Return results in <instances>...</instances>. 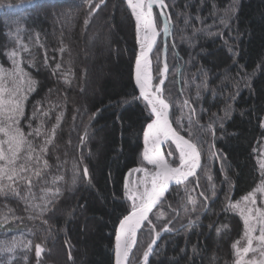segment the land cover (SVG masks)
Wrapping results in <instances>:
<instances>
[{"label":"trees","instance_id":"16d2710c","mask_svg":"<svg viewBox=\"0 0 264 264\" xmlns=\"http://www.w3.org/2000/svg\"><path fill=\"white\" fill-rule=\"evenodd\" d=\"M164 3L163 97L200 162L142 223L127 264H234L244 224L228 200L240 204L264 182V0ZM162 48L160 34L150 59L153 87ZM137 53L125 0H0V101L6 111L22 89L18 126L27 140L15 164L27 169L23 178L0 179L16 189L0 191V264H114L116 228L131 207L126 176L145 163L152 117L133 79ZM14 62L27 73L23 83L10 75ZM165 153L178 164L177 146L167 142Z\"/></svg>","mask_w":264,"mask_h":264},{"label":"snow or ice","instance_id":"6c2138e0","mask_svg":"<svg viewBox=\"0 0 264 264\" xmlns=\"http://www.w3.org/2000/svg\"><path fill=\"white\" fill-rule=\"evenodd\" d=\"M158 3L160 8L165 7L164 0H148L145 4L144 0H127L128 6L131 8L132 14L137 21L138 33L142 30L144 35L140 38L141 49L136 58V84L140 90V96L146 102V106L150 110L152 116L155 117L144 131V142L145 149L143 152V159L147 164L152 165L154 168L153 172H150L151 183L150 187L146 183L143 192L138 194H133L129 198L133 200L132 211L120 220L119 227L116 233V251H115V264H122L123 261L127 259L128 252L135 243V234L137 230L141 227V224L145 221H149V214L152 212L154 206L157 205L159 201L166 195V190L169 187V183L175 181L177 184L188 180L190 177L196 174V169L199 165V153L195 144L186 140L183 136H180L170 125L168 120L169 103L162 97V90L159 85H156L153 90L151 84V77L149 75L150 68V53L156 42L158 31L153 19L152 8L154 4ZM7 7H12L8 5ZM161 15H164L162 12ZM87 23V21H85ZM164 34L167 35L169 30V24L167 20L164 24ZM15 57L16 53L10 54ZM59 67V65L57 66ZM0 71H3L0 69ZM167 72V65L161 70V77ZM12 78L15 80L19 77L20 82L23 83V78L27 75L19 65L14 62L13 71L10 73ZM35 83L34 81H28L31 85ZM161 84L164 80L161 79ZM31 91V87L28 89ZM199 95V92L197 93ZM13 99L8 101V107L6 111L4 110V104L0 101V116L3 117L0 120V134H3L6 139L0 140V161H4L0 164V179L6 177L8 180H13L14 178H23L21 173L27 171L24 166H21L19 170L15 168L16 161L18 160V154L21 151L23 145L27 143L25 134L20 129L19 121L24 116V110L22 106L23 99L25 98L22 89L17 88L12 92ZM60 117H57L59 121ZM264 127V123H262ZM36 135H40V130H35ZM213 136L215 135V129H212ZM169 137L171 136L176 142V146L180 151V167H173L160 153L156 144L159 143V137ZM152 141L151 153L148 147L149 141ZM50 141H45L49 143ZM7 145V149L3 146ZM43 151V149H42ZM171 156V153H169ZM31 159V156H29ZM44 166L47 167V161L44 162ZM262 170H264V163L260 164ZM136 171H141V169H136ZM144 171H147L144 169ZM37 176L40 175L39 172L36 173ZM88 170L84 169V176L87 177ZM10 189L16 191L12 185H4L0 183V191H5ZM58 191V190H57ZM255 193H264V182L257 185L254 192H250L244 200L253 205L256 204ZM139 201L137 203L136 201ZM193 205L196 201L191 200ZM227 208L236 209L239 208V203L233 204L229 203ZM256 212L257 215H253ZM162 215V214H161ZM159 219V217H158ZM255 220L259 226L260 235L254 237L251 233L256 231V228L251 227V221ZM191 224V221L189 222ZM245 224L248 226L245 233L248 240L247 247H244L242 252L238 249L237 244H233V249L236 250L237 260L235 264H255L253 261L245 262L242 258L244 254L249 252L259 251L261 255H264V212L258 209L250 208L248 209V217L245 218ZM167 230V228L165 229ZM220 231V229H217ZM253 239H257L259 242L258 249L252 247ZM123 241V244L121 243ZM155 241L153 244L148 246V250L144 252V260L149 261L151 251L154 248ZM11 249H9L10 251ZM42 249L40 245H36V255L39 258ZM264 264V262H261Z\"/></svg>","mask_w":264,"mask_h":264},{"label":"rangeland","instance_id":"374dc122","mask_svg":"<svg viewBox=\"0 0 264 264\" xmlns=\"http://www.w3.org/2000/svg\"><path fill=\"white\" fill-rule=\"evenodd\" d=\"M144 2H145V0H144ZM94 35H95V37L91 43V46H93V43L96 40V38L100 37V33L96 32V33H94ZM136 38H137V30H136ZM137 43H138V41H137ZM138 49H139V44H138ZM87 51H88V54H90V50L88 48H87ZM85 54L87 55L86 52H85ZM149 73L151 74V84H152V70H151V68H149ZM153 89H154V87H153ZM143 152H144V150H143ZM259 160H260V164L264 163V145L260 151ZM171 165L172 166H180L181 165L179 149H178V164H176V165L171 164ZM136 169H141V171H136ZM144 169H146L147 171H144ZM153 171H154L153 166L147 164V162L145 161V163L140 164L139 166L134 168L129 174H127L126 180H125L126 194H127V197L130 201L131 207L133 206V200L130 199L129 197L132 196L133 194H138L139 192H143L144 186L146 183L148 185H150L151 176L149 175V173L153 172ZM254 190L251 192H254ZM247 195L243 196L242 202H240V204H239L240 207L236 208L239 211V213L241 214L243 224H244L243 235L239 239V241L236 243L238 249H240L241 252H242L243 248L247 247V245H248V240H247L246 235H245L247 228H248V226H246V224H245V218L248 217V209L254 208V209H258L259 211L264 212V193H255V199H256L255 205L248 203L244 200V197H246ZM136 202L139 203L138 200ZM233 204H235V203H233ZM253 215H257V213L253 212ZM251 227L256 228V231L254 233H251V234L254 237H258L260 235L259 226L257 225L255 220L251 221ZM252 247L254 249H258L259 242L257 239H253ZM235 253H236V250H235ZM242 258L245 262L253 261V262H255V264H261V262H264V255H261V253L258 250L255 252H249L247 254H244L242 256ZM236 260H237V256L234 260V264H235Z\"/></svg>","mask_w":264,"mask_h":264},{"label":"water","instance_id":"95a60500","mask_svg":"<svg viewBox=\"0 0 264 264\" xmlns=\"http://www.w3.org/2000/svg\"><path fill=\"white\" fill-rule=\"evenodd\" d=\"M125 2H126V4H127V0H125ZM147 2H148V0H146L145 1V4H147ZM165 4V3H164ZM127 6H128V4H127ZM129 7V6H128ZM154 8H156L157 10H158V12H159V14H160V16H161V26H160V28L158 27V25H157V23H156V20H155V14H154ZM129 9H130V11H131V8L129 7ZM166 10H167V8H166V4H165V7L163 8V9H161L160 8V6H159V4L158 3H156V4H154V6H153V8H152V13H153V19H154V23H155V25H156V28H157V31H158V36H157V39H156V42H155V44H154V46H153V48H152V51H151V53H150V59H151V54H152V52H153V50H154V47L156 46V44H157V42H158V40H159V37H160V34H162V39H163V48H162V63H161V70L165 67V64H166V38H167V35H165L164 34V24H165V21L167 20V22H168V17L166 16ZM132 12V11H131ZM164 13V15H161V13ZM136 29H138L137 28V21H136ZM170 30H171V27H170ZM168 34V33H167ZM139 54V51H138V53H137V55ZM136 58H137V56H136ZM136 58H135V62H134V66H133V79H134V83H135V86H136V88H137V91H138V93H139V96H140V90H139V87L137 86V84H136V72H137V70H136ZM165 78H166V73L164 74V76L163 77H161V79H163V80H165ZM161 79H160V81H159V86L161 87V90H162V92H161V94H162V97H163V84H161L160 82H161ZM141 97V96H140ZM164 98V97H163ZM146 103V102H145ZM153 119H155V117L154 116H152L151 117V119H150V121L148 122V123H150ZM168 120H169V123H170V125H171V127L174 129V127H173V124H172V120H171V117H170V105H169V112H168ZM146 127H147V125H146ZM146 129V128H145ZM175 130V129H174ZM145 131V130H144ZM176 131V130H175ZM177 132V131H176ZM178 133V132H177ZM180 136H182L180 133H178ZM184 137V136H183ZM185 138V137H184ZM186 140H188L187 138H185ZM190 141V140H189ZM167 142H170V143H172L173 145H175L176 146V142L174 141V139L171 137V136H169V137H167V138H165V137H163V136H161V137H159V143H157L156 144V147L159 149V151H160V153H161V155L169 162V160L167 159V156H166V153H165V145L167 144ZM191 142V141H190ZM192 143V142H191ZM143 145H144V148H145V142H144V134H143ZM198 151V150H197ZM199 153V152H198ZM199 162H200V155H199ZM170 163V162H169ZM198 168V167H197ZM174 184H177L175 181H172V182H170L169 183V187H168V189L166 190V194H167V192H168V190L170 189V187L172 186V185H174ZM166 196V195H165ZM164 196V197H165ZM163 197V198H164ZM162 198V199H163ZM230 200H231V198H229V200H228V204H229V202H230ZM162 201V200H161ZM161 201H159L158 203H157V205L161 202ZM156 205V206H157ZM156 206H154V208L156 207ZM153 208V209H154ZM132 211V207L130 208V210L125 214V215H123L121 218H120V220L121 219H123L125 216H127L130 212ZM120 220H119V222H118V225H117V228L119 227V223H120ZM142 225V224H141ZM117 228H116V233H117ZM139 230V229H138ZM138 230H137V232H138ZM137 232H136V234H135V239H136V235H137ZM116 233H115V245H116ZM155 241V243H156V237L154 236V238H153V241H152V244H153V242ZM122 244H123V241L121 242ZM115 247V246H114ZM133 247V246H132ZM132 249V248H131ZM130 249V250H131ZM115 251H116V248H115ZM129 253H130V251L128 252V256H129ZM128 256H127V258H128ZM114 264H115V260H114ZM122 264H127V259L125 260V261H123L122 262Z\"/></svg>","mask_w":264,"mask_h":264},{"label":"bare ground","instance_id":"6f19581e","mask_svg":"<svg viewBox=\"0 0 264 264\" xmlns=\"http://www.w3.org/2000/svg\"><path fill=\"white\" fill-rule=\"evenodd\" d=\"M146 1V0H145ZM144 35L143 31L141 30L139 33H138V29H137V41H138V44H139V52H140V49H141V43H140V38H142ZM150 77H151V74L149 73ZM148 147H149V150H150V153H151V147H152V141L150 140L149 141V144H148ZM173 167H180V166H173ZM151 183V181H150ZM150 187V185H149Z\"/></svg>","mask_w":264,"mask_h":264}]
</instances>
